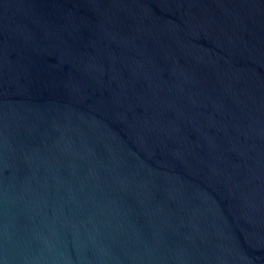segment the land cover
<instances>
[{"label":"water","instance_id":"obj_1","mask_svg":"<svg viewBox=\"0 0 264 264\" xmlns=\"http://www.w3.org/2000/svg\"><path fill=\"white\" fill-rule=\"evenodd\" d=\"M0 264H264V0H0Z\"/></svg>","mask_w":264,"mask_h":264}]
</instances>
